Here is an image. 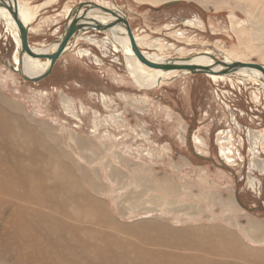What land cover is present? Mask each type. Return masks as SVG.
Here are the masks:
<instances>
[{"label":"rangeland","instance_id":"obj_1","mask_svg":"<svg viewBox=\"0 0 264 264\" xmlns=\"http://www.w3.org/2000/svg\"><path fill=\"white\" fill-rule=\"evenodd\" d=\"M65 1L56 3V9L67 7L61 16L70 11ZM108 1L128 13L134 34L143 39L140 49L156 57L211 51L222 60L264 64V0ZM8 29L0 19V107L10 105L14 116L65 153L91 211L110 222L104 230L119 235L116 240L131 242L135 258L140 247L176 251L188 262L199 258L197 264L226 259L184 245L152 246L130 233L147 222L207 235L221 230L234 240L214 233L217 245L264 251L251 229L255 223L264 228V170L252 168L255 159L264 161L261 86L248 76L215 82L206 74L179 72L159 86L139 87L124 56L103 44L113 36L101 32L83 34L69 63L46 81L29 83L8 68L16 51ZM38 30L30 44L43 51L60 37L53 29ZM255 236L264 237V230ZM227 259L249 264L248 257Z\"/></svg>","mask_w":264,"mask_h":264},{"label":"bare ground","instance_id":"obj_2","mask_svg":"<svg viewBox=\"0 0 264 264\" xmlns=\"http://www.w3.org/2000/svg\"><path fill=\"white\" fill-rule=\"evenodd\" d=\"M197 1L200 2V0ZM98 4L110 10H121L108 0H100ZM23 8L18 6L20 13L29 23L30 19L27 18ZM41 8L42 5L31 8L32 19L38 15ZM88 17L103 23L110 20L108 15L98 11H93ZM0 19L4 20L6 26L12 31L16 43L14 64L17 65L20 48L17 26L10 13L2 7H0ZM115 30L117 33L113 38L107 35L103 44H111L113 51L120 54L122 49L125 53L127 68L131 69L130 74L137 80L139 87L153 88L176 77L179 72L188 73L176 71L165 74L146 66L133 54L125 29L117 27ZM134 36L138 46L141 47L143 39L135 34ZM86 40L96 43L91 38ZM32 48L37 52L51 53L53 50L52 48L43 51L42 48L33 46ZM142 51L150 60L164 61L155 54ZM86 52L88 53L87 50ZM203 54L216 56V53L211 51L199 52V55ZM194 61L193 64L197 66L209 67L215 71L221 69L218 63L208 56H201ZM222 61L230 63L233 60L226 58ZM45 67L46 63L44 65L42 60L31 57L25 65L26 72L30 74L28 71L30 70L34 75L40 74ZM146 72L150 76L145 75ZM262 72L264 73V69ZM233 74L238 77L248 76L264 89V84L257 79L261 75L256 71L236 69L225 75L214 73L206 75L217 82ZM9 107L11 106L0 107V264H197L195 261L199 258L193 260L194 262H188L186 259L190 257H183L176 251L164 249L160 252V250L138 247L140 257L135 258L136 256L130 251L131 242L126 239L116 240L115 237L119 235L104 230V227H109L110 222L91 211V202H86L80 186L75 182L71 168L64 162L65 153H62L58 146L51 145L44 134L38 133L21 118L14 116ZM55 140L59 141L56 136ZM80 144L83 147L82 141ZM255 161H252V168L258 166L263 171L264 161L259 160L260 164H257L256 159ZM251 229L253 240L264 242L263 236H255L264 228L259 223H255ZM200 232L201 230L189 229L173 231L151 222L135 226L130 230L131 234L152 246L180 250L184 245L187 249L200 248L207 252L225 254L226 259H219L217 264H241L240 261L227 259L232 257L242 260L248 257L249 264H264L263 260L260 261L264 259V251L246 249L238 246L237 243L233 247L227 246V243L217 245L212 241L220 240L214 237V233L217 236L224 235V238H229L228 240L231 241L234 240L232 235L221 230H211L210 235ZM181 236H184L187 241L182 243L177 240Z\"/></svg>","mask_w":264,"mask_h":264},{"label":"water","instance_id":"obj_3","mask_svg":"<svg viewBox=\"0 0 264 264\" xmlns=\"http://www.w3.org/2000/svg\"><path fill=\"white\" fill-rule=\"evenodd\" d=\"M18 4V0H0V7L5 8L10 13L17 26L19 34L18 38L20 42L19 62L17 65H8V68L13 73L19 75L25 82L39 83L50 77L57 62L67 52H69L72 47H74L76 39L81 34L101 32L114 36L115 33H117L115 28L123 27L125 29L126 36L130 41V48L135 57L141 63L152 69L162 71L165 74L176 71H187L188 74L192 75L207 73L225 75L236 69H244L260 73L261 76L257 79L260 80L262 84H264V73L262 72L264 65L262 64L246 63L240 61H231L232 63H226L213 54H198L186 58L165 59L161 62L150 60L146 55H144L143 51L136 42L134 32L129 22L128 13L122 10H110L109 8H105L94 1L81 2L69 12L67 16V22L60 38L47 47L49 49L53 48L51 53L37 52L30 44V23H28L20 13ZM93 11L102 12V14L105 13L110 17V20L103 23L96 20L95 18L88 17V15L92 14ZM121 52L122 55L125 56V53L122 51V49ZM201 56H208V58L216 61L221 69L219 71H215L209 67H202L193 64L195 62L194 60L201 58ZM29 57L45 61L46 67L40 74L30 75L26 72L25 65Z\"/></svg>","mask_w":264,"mask_h":264},{"label":"crops","instance_id":"obj_4","mask_svg":"<svg viewBox=\"0 0 264 264\" xmlns=\"http://www.w3.org/2000/svg\"><path fill=\"white\" fill-rule=\"evenodd\" d=\"M50 1H54L52 3L54 4H47L44 6V8H42L38 14V16L35 18V19H32V7H35V6H38V5H41V4H44V3H47V2H50ZM60 0H40V2L36 1V0H18L19 3H22L21 5L24 7L23 8V11L26 13L27 15V18L30 19V34H34L36 33L35 31H40L38 30V28H41V29H48V30H54L55 32H57L59 34V36H61L63 30H64V27H65V24L67 22V16L64 15V16H61V13H66L65 12V9L67 7H63V8H58L56 9V3L59 2ZM70 2V3H69ZM81 2H85V0H76V1H71V0H66L64 5L66 4H70V11L75 8L76 6H78ZM26 8V9H25ZM51 12H55L54 14H52L51 16L48 15L49 13ZM29 13V14H28ZM29 16V17H28ZM54 19H53V18ZM51 18V20H50ZM60 19V20H59ZM50 21H53V22H50ZM56 21V22H55ZM31 29H33V31L31 32ZM36 29V30H35ZM83 34H81V37L79 36L76 41H75V45L76 43H78L80 40H82L81 38L83 37L82 36ZM88 35V34H87ZM86 37V36H84ZM60 37L57 38V40L59 39ZM56 41V40H55ZM55 41H52L50 40V44L55 42ZM49 44V45H50ZM43 45V44H41ZM49 45H45V47H48ZM75 45L74 47H72L70 49L69 52H67L58 62L57 64L55 65V68L53 70V73H56L58 71V68L59 67H63L65 66L67 63L70 62L69 58L71 57V55L73 54V51H74V48H75ZM44 47V46H43ZM72 66L73 65H76L80 68H84L85 66L83 65L82 61H72ZM96 65V64H95ZM84 69H87V68H84ZM49 78V77H48ZM48 78H46L45 80L39 82V83H42L44 81H46ZM78 87H80V84H77Z\"/></svg>","mask_w":264,"mask_h":264}]
</instances>
